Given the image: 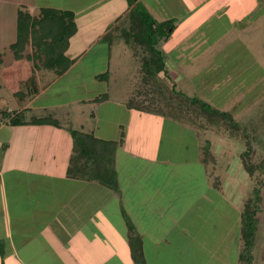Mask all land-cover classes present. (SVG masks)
I'll list each match as a JSON object with an SVG mask.
<instances>
[{
    "label": "crops",
    "instance_id": "obj_1",
    "mask_svg": "<svg viewBox=\"0 0 264 264\" xmlns=\"http://www.w3.org/2000/svg\"><path fill=\"white\" fill-rule=\"evenodd\" d=\"M137 1L155 22L171 21L174 26L170 36L156 45L164 71L147 85L198 83L214 86L215 92L227 85L246 86L237 80L260 62L257 54H264V0ZM129 9L125 0H0V98L4 94L9 97L0 103V110L22 111L25 121L54 111L53 107L36 105L41 96L94 48L102 50L109 44L112 55L113 47L125 42L121 32L129 27ZM111 31L109 42L105 37ZM35 41L53 43L61 60L48 67L33 61ZM176 53L178 57L173 56ZM110 55L105 69L93 74L92 80L108 71V79L97 81H109L110 70L119 67ZM260 58L263 65L264 56ZM211 69H219L214 81L201 82ZM140 84L144 85L142 80ZM17 86L24 87L20 90ZM110 100L108 94L106 101ZM92 101L89 98L79 103L93 106ZM51 116L61 128L0 123L3 264H133L129 225L142 242L145 232L135 229L125 212L118 183L117 190H111L82 176H68L72 140L63 129L65 124L55 113ZM79 128L85 132L82 124ZM256 218L252 264H264V181Z\"/></svg>",
    "mask_w": 264,
    "mask_h": 264
},
{
    "label": "rangeland",
    "instance_id": "obj_2",
    "mask_svg": "<svg viewBox=\"0 0 264 264\" xmlns=\"http://www.w3.org/2000/svg\"><path fill=\"white\" fill-rule=\"evenodd\" d=\"M132 45L120 42L112 55L109 44L84 54L41 96L36 105L54 108L41 117L55 113L65 124L63 129L73 126L80 131L82 124L83 131L105 141H117L124 134L125 142L115 152L114 169L124 195L123 208L135 229L145 232L141 241L145 264H239L242 204L260 180L261 190L264 181V173L257 171L250 178L243 169L247 141L251 162L264 159V62L260 58L264 54H257L260 62L237 80L246 86L227 85L215 92L214 86L198 83L141 85L140 52ZM109 55L119 67L110 70L107 82L92 80L93 74L105 69ZM173 56L178 57L177 53ZM218 70L207 71L200 81L213 82ZM102 94H109L111 100L93 106L79 103ZM135 97L146 102L152 98L155 107L164 103L162 108L170 109L184 124L127 109V101ZM193 97L229 113L237 129L200 116L199 108L183 101ZM7 98L4 94L0 103ZM237 99L240 102H234ZM0 111H6L5 107ZM208 153L214 162L205 166L199 160ZM231 191L234 195L228 196Z\"/></svg>",
    "mask_w": 264,
    "mask_h": 264
},
{
    "label": "trees",
    "instance_id": "obj_3",
    "mask_svg": "<svg viewBox=\"0 0 264 264\" xmlns=\"http://www.w3.org/2000/svg\"><path fill=\"white\" fill-rule=\"evenodd\" d=\"M129 6V27L121 32V36L126 43L130 41L135 47V51L140 52V63L142 71V82L148 84L150 79L156 77L158 73L164 71V63L162 54L156 49V45L161 40H166L174 29L171 21L157 23L155 22L143 6L137 0H125ZM114 31L109 32L105 37L106 41L111 40ZM33 48V61L39 62L40 65L48 67L55 65L61 60V52L51 42L35 41L32 43ZM107 78V73L96 76L97 80ZM107 95L102 94L93 99V103H101L107 100ZM156 101V100H155ZM184 102L189 103L190 106L199 108V114L207 120L216 119L223 122L231 128H236V123L233 117L227 113L218 111L212 108L208 103L201 101L197 98L184 99ZM165 106V104L163 103ZM127 109H137L148 113L157 114L166 118L180 121L170 109L165 111L162 107L153 106V99L150 98L146 102L145 98H130L126 103ZM6 121L11 126L31 124V125H50L56 128H61L60 123L52 118L46 117H33L29 121L24 120V115L21 111H0V123ZM72 140V154L69 158L67 167V175L71 177L82 176L87 180H91L100 185L108 187L111 190H117V178L114 169V155L116 149L123 144L124 134L121 133L117 141H105L96 138L92 133H85L82 131L74 130L68 127ZM246 150L243 152L244 162L243 169L248 177L252 178L253 175L259 171L264 173V159L259 163L254 164L250 160L251 146L250 142L246 143ZM206 152L208 149L203 148ZM205 163L214 162L213 156L208 153L201 160ZM261 180L259 186L251 189V193L246 197L242 204L240 216V242L241 248L238 254L239 264H252L253 261V248L255 243V233L257 229V211L260 202ZM216 187L215 183H213ZM3 243L0 241V257L1 264L4 256ZM128 246L130 256L133 264H145L144 255L142 250V243L139 236L133 231L132 226L128 228Z\"/></svg>",
    "mask_w": 264,
    "mask_h": 264
}]
</instances>
